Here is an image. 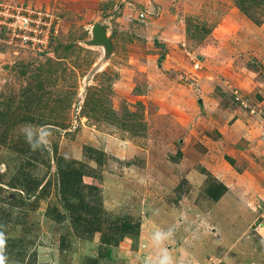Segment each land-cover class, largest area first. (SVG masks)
I'll use <instances>...</instances> for the list:
<instances>
[{
	"label": "rangeland",
	"instance_id": "obj_1",
	"mask_svg": "<svg viewBox=\"0 0 264 264\" xmlns=\"http://www.w3.org/2000/svg\"><path fill=\"white\" fill-rule=\"evenodd\" d=\"M154 3L0 0V264H264V0Z\"/></svg>",
	"mask_w": 264,
	"mask_h": 264
},
{
	"label": "built area",
	"instance_id": "obj_2",
	"mask_svg": "<svg viewBox=\"0 0 264 264\" xmlns=\"http://www.w3.org/2000/svg\"><path fill=\"white\" fill-rule=\"evenodd\" d=\"M146 14H150V12L142 13L141 17L143 18ZM151 14H155V12H151ZM49 19L48 14L35 13L29 9L23 11L22 9H11L8 6L2 7L0 5V31L6 29L9 32L10 44L17 46V42H19V46L28 50L39 49L48 44L50 37L53 35L51 33L53 21ZM43 38H45L44 45L35 47L36 41H38V44H42ZM262 214L264 215V211H262Z\"/></svg>",
	"mask_w": 264,
	"mask_h": 264
},
{
	"label": "crops",
	"instance_id": "obj_3",
	"mask_svg": "<svg viewBox=\"0 0 264 264\" xmlns=\"http://www.w3.org/2000/svg\"><path fill=\"white\" fill-rule=\"evenodd\" d=\"M162 0H149V2H148V0H134V2H136V3H140V4H143L144 3V5H145V7L146 8H150V10H148V12H151V10H153V7H155V3L154 2H157V3H159V2H161ZM153 3V4H152ZM124 23V22H123ZM176 23V22H175ZM127 23H125V25H123V26H121V27H124V28H128V29H131V32H140V33H142L144 30L145 31H148V33H150L151 34V32L153 33V35L156 33V36L155 37H158V38H166V37H168V36H171L172 35V33H175V31H174V29H172V26L170 27L169 25H167V23L166 22H161V23H155V24H153V23H148L146 26H135V25H133V24H127ZM176 24H174V26H175ZM157 27V28H156ZM179 27V26H178ZM137 28H139L140 29V31H139V29H137ZM153 28H155V29H153ZM175 29H176V26L174 27ZM171 30H173V32L171 31ZM130 32V33H131ZM181 33V32H180ZM164 36V37H163ZM180 39V38H179ZM103 51H104V48H103ZM221 215V214H220ZM231 220V219H230ZM235 235H234V233H232L231 234V236H230V238H233ZM225 243V242H224ZM228 243V242H227ZM227 243H225V244H227ZM242 246H245V244L244 245H242ZM247 248H249V243H247V245H246V247H245V250L247 251ZM245 255H247V254H245ZM243 258V257H242ZM244 262V261H243ZM244 264V263H243Z\"/></svg>",
	"mask_w": 264,
	"mask_h": 264
},
{
	"label": "water",
	"instance_id": "obj_4",
	"mask_svg": "<svg viewBox=\"0 0 264 264\" xmlns=\"http://www.w3.org/2000/svg\"><path fill=\"white\" fill-rule=\"evenodd\" d=\"M92 35L91 43L93 45L104 46L110 55L113 51V44L108 37L107 28L103 24L97 23L92 29Z\"/></svg>",
	"mask_w": 264,
	"mask_h": 264
},
{
	"label": "bare ground",
	"instance_id": "obj_5",
	"mask_svg": "<svg viewBox=\"0 0 264 264\" xmlns=\"http://www.w3.org/2000/svg\"><path fill=\"white\" fill-rule=\"evenodd\" d=\"M104 49H105V47H104ZM105 50H106V49H105ZM104 55H108V52H107V51H105Z\"/></svg>",
	"mask_w": 264,
	"mask_h": 264
}]
</instances>
